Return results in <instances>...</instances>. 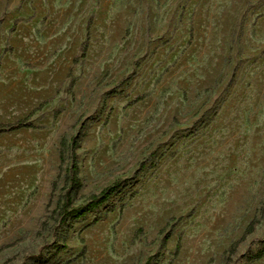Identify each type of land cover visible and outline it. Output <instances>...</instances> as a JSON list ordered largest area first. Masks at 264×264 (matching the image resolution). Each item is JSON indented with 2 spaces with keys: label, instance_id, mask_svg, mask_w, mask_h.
Instances as JSON below:
<instances>
[{
  "label": "rangeland",
  "instance_id": "374dc122",
  "mask_svg": "<svg viewBox=\"0 0 264 264\" xmlns=\"http://www.w3.org/2000/svg\"><path fill=\"white\" fill-rule=\"evenodd\" d=\"M28 115L0 132V264H246L264 247V0H0V125ZM62 138L74 205L124 182L60 224Z\"/></svg>",
  "mask_w": 264,
  "mask_h": 264
},
{
  "label": "trees",
  "instance_id": "16d2710c",
  "mask_svg": "<svg viewBox=\"0 0 264 264\" xmlns=\"http://www.w3.org/2000/svg\"><path fill=\"white\" fill-rule=\"evenodd\" d=\"M90 20H88L87 23V33L85 40L83 41L81 48H80V57H84L85 53L88 48V28L90 25ZM189 35L191 38L192 30L190 29ZM73 62H76V59H74ZM73 85V80L70 82V86ZM46 101L41 102L38 107H36L34 110H40ZM31 114V113H30ZM29 118V115L15 124H9V125H0V132L5 131H13L21 128H34L29 123H26V120ZM76 146V141L74 138H71L69 140H66L65 138H62L60 141V150H59V159H60V166L64 164L66 159H70L69 162H67V165L65 167V177H64V187H63V194L60 197V200L58 202L57 206V218L58 223L63 224L70 221H77L84 216H86L88 213L97 210L100 206L105 204L112 196L120 192V188L123 185L122 180H117L108 187L102 189L98 194L92 195L85 203L80 205H74L72 202V195L76 193L80 186V179L78 177V167L75 160V154L73 153V149ZM62 167V166H61ZM255 221L252 220L248 226L246 227L242 237L235 242L232 247L230 248L231 251H233L236 247V245L243 240V238L250 234L254 229ZM178 249V246L176 247V251ZM264 256V247H261L260 249L249 253L246 256V264H250L256 260H259ZM145 264H148L147 262Z\"/></svg>",
  "mask_w": 264,
  "mask_h": 264
}]
</instances>
